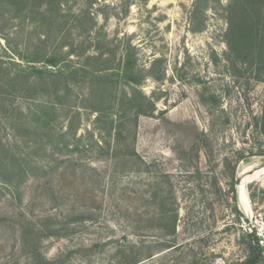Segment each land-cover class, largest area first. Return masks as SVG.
Here are the masks:
<instances>
[{"label": "rangeland", "instance_id": "rangeland-1", "mask_svg": "<svg viewBox=\"0 0 264 264\" xmlns=\"http://www.w3.org/2000/svg\"><path fill=\"white\" fill-rule=\"evenodd\" d=\"M251 17L262 29L264 0H0V143L28 157L18 186L0 175V264L252 256L264 53L251 56ZM43 67L45 84L31 86ZM134 93L150 113L121 108ZM41 105L54 106L52 131L35 134Z\"/></svg>", "mask_w": 264, "mask_h": 264}, {"label": "trees", "instance_id": "trees-1", "mask_svg": "<svg viewBox=\"0 0 264 264\" xmlns=\"http://www.w3.org/2000/svg\"><path fill=\"white\" fill-rule=\"evenodd\" d=\"M236 5H232L231 10L233 11L231 14H235L236 10ZM251 9H253V6H251ZM260 8H258L259 11ZM256 18V17H255ZM255 18L251 17V56L257 55L258 57L263 56L262 54L264 53V24L261 27L259 26V21L256 22ZM231 23V22H230ZM256 28V29H255ZM232 29V26L230 30ZM256 30V33H255ZM238 33L240 34V43L243 41V28H239ZM254 34V35H253ZM30 62H35V60H32ZM45 67H50V68H55L57 67V64L55 60H49L46 61V64H44ZM124 69H123V74L127 76L125 78L126 84L130 86H137L139 84V80L134 77V63L129 62L126 60L124 64ZM43 67L42 69H34L37 74H39L38 80H36L34 83H32L33 87L44 85V78L42 77V74L44 73H49L48 68ZM71 73H75V71H72ZM41 80V81H40ZM31 87V88H33ZM92 94V93H91ZM134 93L130 98L125 97V102L123 103V99L121 100V108L124 110V105L128 104L129 108L135 110V115H146V113H150L153 109V103L147 99L145 96H142L140 93L138 95H135ZM94 96V93H93ZM134 105V106H131ZM53 105L49 106H43L41 105L39 110H36L34 113V120L33 123H35V126L33 128V132L37 134V129L39 127L42 128V130H48L49 132L52 131L51 129V118H50V111H53ZM137 109V110H136ZM100 113V116L98 117V120L100 118L105 117V111L104 110H98ZM261 121L264 124V107H263V115L261 117ZM116 128L111 130L110 132L107 133L108 137L111 138L113 137L114 139L117 140H123V128H124V122L121 120V117H119V121L117 122ZM112 125V122H111ZM114 133H113V132ZM64 135H59V137H63ZM79 142V141H78ZM77 142V143H78ZM36 146H32L34 149ZM138 154L135 152L134 148L132 149L130 156L132 157H138ZM28 157L25 156L22 153H18L11 149L10 147L0 143V175L2 176V181L11 183L14 187L19 185L20 180L25 177L27 174L28 170ZM0 176V177H1ZM232 195H233V200L236 202V194L234 187L232 186ZM239 211V210H238ZM251 254L252 256L246 257L241 264H260V259H261V253H260V248L258 246V243L256 239L254 240V247L251 249ZM46 264H51V263H46Z\"/></svg>", "mask_w": 264, "mask_h": 264}, {"label": "built area", "instance_id": "built-area-1", "mask_svg": "<svg viewBox=\"0 0 264 264\" xmlns=\"http://www.w3.org/2000/svg\"><path fill=\"white\" fill-rule=\"evenodd\" d=\"M251 230L258 238L259 245L264 247V218L261 214H259L258 218L251 224Z\"/></svg>", "mask_w": 264, "mask_h": 264}, {"label": "bare ground", "instance_id": "bare-ground-1", "mask_svg": "<svg viewBox=\"0 0 264 264\" xmlns=\"http://www.w3.org/2000/svg\"><path fill=\"white\" fill-rule=\"evenodd\" d=\"M244 203V202H243ZM246 206V205H245Z\"/></svg>", "mask_w": 264, "mask_h": 264}]
</instances>
